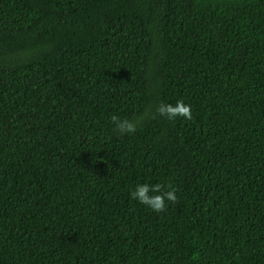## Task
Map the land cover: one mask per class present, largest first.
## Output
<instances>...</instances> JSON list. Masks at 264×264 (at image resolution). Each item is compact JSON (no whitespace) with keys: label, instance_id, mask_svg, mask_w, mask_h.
Returning <instances> with one entry per match:
<instances>
[{"label":"trees","instance_id":"trees-1","mask_svg":"<svg viewBox=\"0 0 264 264\" xmlns=\"http://www.w3.org/2000/svg\"><path fill=\"white\" fill-rule=\"evenodd\" d=\"M0 264H264V0H0Z\"/></svg>","mask_w":264,"mask_h":264},{"label":"clouds","instance_id":"clouds-1","mask_svg":"<svg viewBox=\"0 0 264 264\" xmlns=\"http://www.w3.org/2000/svg\"><path fill=\"white\" fill-rule=\"evenodd\" d=\"M166 117L169 120H175L181 117L185 120L192 119V109L190 105H186L183 100H178L175 105L161 103L157 105L155 115ZM112 123L115 125L116 130L124 135L126 133L131 134L136 131L137 125L143 119V117H137L135 119H120L113 115L110 117ZM164 187H168L170 190L163 191ZM149 193H158L150 195ZM176 190L172 189L170 185L164 186L161 184L149 185L140 184L131 193L130 196L133 200L140 204L149 207L152 211L160 213L166 210V201L169 203H175L177 201Z\"/></svg>","mask_w":264,"mask_h":264}]
</instances>
